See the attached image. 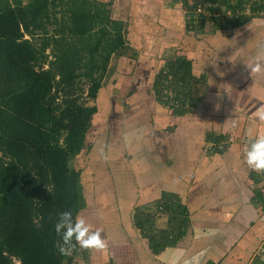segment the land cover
<instances>
[{
  "label": "crops",
  "instance_id": "0c3cea01",
  "mask_svg": "<svg viewBox=\"0 0 264 264\" xmlns=\"http://www.w3.org/2000/svg\"><path fill=\"white\" fill-rule=\"evenodd\" d=\"M243 1H112L124 45L67 158L77 216L106 246L78 245L72 264H264V173L244 162L249 133H264V72L248 67L264 63V0Z\"/></svg>",
  "mask_w": 264,
  "mask_h": 264
},
{
  "label": "trees",
  "instance_id": "16d2710c",
  "mask_svg": "<svg viewBox=\"0 0 264 264\" xmlns=\"http://www.w3.org/2000/svg\"><path fill=\"white\" fill-rule=\"evenodd\" d=\"M112 1H7L0 7V264L74 262V252L57 251L54 225L61 212L75 218L84 206L79 175L69 171L67 158L82 150L96 108L69 94L86 68V97L94 99L111 55L124 45ZM48 24L56 26L52 32ZM38 30L46 34L39 49L28 38ZM49 50L48 68L37 67ZM55 83L66 94L62 106H54Z\"/></svg>",
  "mask_w": 264,
  "mask_h": 264
},
{
  "label": "clouds",
  "instance_id": "9594fccd",
  "mask_svg": "<svg viewBox=\"0 0 264 264\" xmlns=\"http://www.w3.org/2000/svg\"><path fill=\"white\" fill-rule=\"evenodd\" d=\"M251 74L264 72V63L259 59L254 65H248ZM255 119L264 122V107L255 113ZM244 162L258 173H264V133L248 135L247 146L244 149ZM56 234L60 237L57 241V251L62 255H70L72 248L79 245L82 249H104L106 244L100 230L93 231L88 222L80 216L73 218L71 211H64L59 214L54 225ZM75 241V244H73ZM199 255H202L199 254ZM198 264V257L195 258Z\"/></svg>",
  "mask_w": 264,
  "mask_h": 264
},
{
  "label": "rangeland",
  "instance_id": "374dc122",
  "mask_svg": "<svg viewBox=\"0 0 264 264\" xmlns=\"http://www.w3.org/2000/svg\"><path fill=\"white\" fill-rule=\"evenodd\" d=\"M7 1H9L12 5L16 4V3H22V4H27L30 0H0V7L2 4L6 3ZM53 15H51L52 17ZM53 20V17L52 19ZM56 26L54 24H48V30L50 32H52V30L55 28ZM46 34L44 32H42L41 30H38L36 31V33L34 34V36H30L28 38L31 39L32 41V44L34 45V47H36L37 49L40 48L41 44L43 43V41L46 39ZM59 38V41L61 40L60 37ZM60 47L57 46L56 50L59 49ZM53 53L51 50L47 51L44 55V57L41 59L40 62H36L37 63V67H40V66H43L45 68H48L49 66V62L53 60ZM87 71V69H83L82 71H78V75H77V78L75 79L74 81V86H73V89L70 90V94L69 96H71L72 94H74L72 97H69V99L71 98H76L78 103L79 104H89L90 99H88L86 97V94L88 92V89H89V85H90V82L81 76V74L83 72ZM97 76H99V73L96 74ZM57 80H59V78H57ZM57 84V83H55ZM59 85V86H58ZM63 87L60 85V84H57L55 86V90L54 92H52V96H56L57 97V100L55 99V103H54V106H62L63 105V98L65 97L66 94H64V91L62 89ZM69 90V89H67ZM58 92V93H57ZM65 104V103H64ZM73 249V248H72ZM72 252H75V251H71ZM73 254H76V253H73Z\"/></svg>",
  "mask_w": 264,
  "mask_h": 264
},
{
  "label": "built area",
  "instance_id": "2783aa9c",
  "mask_svg": "<svg viewBox=\"0 0 264 264\" xmlns=\"http://www.w3.org/2000/svg\"><path fill=\"white\" fill-rule=\"evenodd\" d=\"M209 4L206 2V3H196L195 4V8L192 9L191 11L188 10L189 12H191V14H193L192 16V19H193V25H197L198 24V15L199 14H205L207 11H206V8ZM165 101L166 102H169V106L171 108V111H173V108H183V107H186L188 106V104L184 103L183 101H181V99H176V100H171L169 101L167 98H165ZM173 107V108H172Z\"/></svg>",
  "mask_w": 264,
  "mask_h": 264
}]
</instances>
